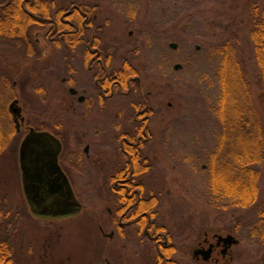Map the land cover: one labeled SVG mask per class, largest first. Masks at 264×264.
<instances>
[{"label":"rangeland","instance_id":"rangeland-1","mask_svg":"<svg viewBox=\"0 0 264 264\" xmlns=\"http://www.w3.org/2000/svg\"><path fill=\"white\" fill-rule=\"evenodd\" d=\"M75 1L81 0H63V3ZM83 1L94 2L98 6L95 14L102 27H126L127 42L133 45L132 50H136V62L141 64L144 85L149 88V107L152 113V123L149 126L153 136L149 146V196H156L160 202L156 210V222L160 225L167 220L178 223L179 217L190 218L195 222L194 232L197 235L202 231L234 234L239 238L240 245L234 248L233 264H264V246L249 242L243 231L246 224L256 220L258 211L264 206V162L258 166V202L248 209H224L207 200L210 186L206 172L201 169L206 167V160L196 159L200 148L209 153L216 142V121L208 112V104L213 100V95L205 92L207 95L204 96L198 86L206 65L211 62L207 54L211 47L225 44L235 47L250 83L251 97L264 131V89L255 61L254 45L250 39L254 27L251 6L257 3L262 8L264 0ZM192 27V31H187ZM119 31L117 29V33ZM129 32H133L130 37ZM8 43L15 47L21 45L19 40L0 38V74L8 76L12 83H17L15 91L19 94L23 91L21 95L25 93L29 96L27 121L35 117L49 121L48 123L55 117L70 120L71 116L66 108L71 96L67 95L60 82L58 84L48 74L36 77V67L19 74L20 65H23L22 56L14 48L13 51L6 47ZM172 44H176L177 48H172ZM148 65L149 80L146 70ZM176 66L180 68L176 69ZM42 84L46 89L45 100L34 89ZM34 109L39 113L36 114ZM90 129L95 130L92 135L94 138H89L92 143L110 144L100 134L98 127L89 126L81 130L77 125L74 134L78 133L81 137V131L87 132ZM107 130V139L113 140L111 130ZM14 140L9 148L10 160L0 164V172L8 174L0 193V208L7 211L8 218L16 215L10 229L17 227L18 231L9 233L6 237L14 244L17 257L23 264L31 261L41 264L43 241L40 239L45 234L52 235L53 239L58 236V240L55 239L57 244L59 235H62L60 245L53 247V251L59 258H72V262L68 263L66 260L65 264H83L89 257L92 258L90 262L86 261L84 264H106L107 259L109 264L147 263L135 256L134 249L138 246L134 242L115 238L105 247L106 240L98 232L96 222L107 215V207H114L113 202L102 199V193L98 192L103 180L106 181V177H109L106 173L117 168L113 157L109 156L112 152L102 151L104 158L101 161L98 158L92 159L86 163L82 175L74 173L76 179L80 177L83 184L74 186L77 196L85 205V211L71 219L51 220L33 217L27 209L19 168L22 137L17 135ZM90 216L93 218L89 219ZM187 225L191 226L190 223ZM124 245L127 246L126 249Z\"/></svg>","mask_w":264,"mask_h":264},{"label":"flooded vegetation","instance_id":"flooded-vegetation-1","mask_svg":"<svg viewBox=\"0 0 264 264\" xmlns=\"http://www.w3.org/2000/svg\"><path fill=\"white\" fill-rule=\"evenodd\" d=\"M50 4L43 13L39 2V13L34 14L37 24L27 27L28 33L19 40L21 45L15 47L8 43L6 47L15 49L22 56L19 74L36 67V77L48 74L60 82L67 95L71 96L66 108L71 119L64 121L55 117L48 123L35 117L33 121H27L28 104L23 105L21 100L15 99L22 109V117L18 123L14 121L16 131L22 137L19 147L22 187L25 171L21 147L31 131L54 138L52 144L32 148L40 152V159L35 156L34 164L41 161L40 165L46 168L49 150L59 149L58 164L82 205V210L76 215L85 211V205L75 192L74 185L83 184L74 173L82 175L87 162L97 158L101 161L104 158L102 151H110L112 155L109 156L113 157L117 168L106 173L109 177L103 180L98 192L102 193V199L113 202L114 207H107V215L96 222L99 234L106 240L105 247L115 238L132 241L138 246L134 249L135 256L146 264H233L234 248L240 245L236 235L209 231L197 235L195 222L190 218L179 217L178 223L167 220L160 225L155 220L156 216L149 213L154 198H157L149 196V146L153 140L149 126L152 123L151 95L144 85L141 64L136 62V50H132L133 45L127 42L126 27L121 24V27H102L95 14L98 6L94 2L81 0L64 4L63 0H50ZM117 29H120L119 33ZM132 35L133 32H129L128 37ZM146 67L149 80V65ZM16 85L13 83L15 94L18 93ZM39 86L45 88L43 84ZM77 125L81 130L89 126L100 128V134L110 144L92 143L89 138H94L95 130L81 131V137L74 134ZM107 129L111 130L113 140L107 139ZM32 167L33 164H29L25 170ZM159 204L158 199L155 205L159 207ZM189 223L191 226L187 225ZM230 236L237 240V244L226 250L227 245L220 238ZM210 249L211 257L205 261L206 254L201 252ZM109 263L107 259L106 264Z\"/></svg>","mask_w":264,"mask_h":264},{"label":"trees","instance_id":"trees-1","mask_svg":"<svg viewBox=\"0 0 264 264\" xmlns=\"http://www.w3.org/2000/svg\"><path fill=\"white\" fill-rule=\"evenodd\" d=\"M39 2L43 6V13L51 6L50 0H0V38L24 39V35L28 33L27 27H34L37 24L34 14L39 13ZM251 8H253L254 27L250 33V39L254 45L255 61L264 89V7L259 8L257 3H253ZM193 29L194 27L187 31ZM207 54L211 62L208 66L206 65L207 68L205 67L206 70L198 86L204 96L207 95L205 92L213 95V100L209 102V109L208 107L207 109L216 121L214 129L216 142L209 153L208 151L205 153L204 148H200L195 158L206 160V167L201 169L207 174L210 186L207 200L212 205L224 209L229 207L248 209L254 206L259 199L260 171L258 166L264 162V131L261 119L254 106L250 83L246 79L244 67L235 47L231 44L211 47ZM13 87L12 80L0 74V164L10 160L9 148L19 135L9 111L10 101L12 98L21 100L22 104L30 101L29 96L25 94H15ZM34 89L44 97V100L46 99L44 88L37 86ZM30 120L33 121V119ZM7 175L0 172V193L3 191L2 186L6 184ZM8 181L9 178L7 183ZM156 200L158 198H154V205L149 209L153 217L157 214ZM27 209L30 211L29 206ZM30 213L33 217L44 218L34 215L31 211ZM14 219L16 215L8 218L7 211L0 208V264H23V261L17 257L14 244H11L10 238L6 237L7 234L18 231L17 227L10 229ZM243 229L245 238L249 242L264 246V206L258 211L256 220L251 224H246ZM59 232L62 234L60 230ZM42 237L44 238L40 239L43 241L41 264L72 262V258L66 257L65 259L63 256L59 258L53 251V247L60 245L62 235H59L58 244L55 240H58V236L55 239L50 234ZM90 259L92 258L85 259V262H90ZM34 262L31 261L29 264H34Z\"/></svg>","mask_w":264,"mask_h":264},{"label":"water","instance_id":"water-1","mask_svg":"<svg viewBox=\"0 0 264 264\" xmlns=\"http://www.w3.org/2000/svg\"><path fill=\"white\" fill-rule=\"evenodd\" d=\"M171 47L176 49L177 45L172 44ZM178 68H180V66H176V69ZM9 111L13 120L18 123L19 119L22 117V109L19 106L18 100H15L9 106ZM22 121H24V119H22ZM53 139L54 138L47 134H38L31 131L23 142L21 147V161L23 164V171H25L24 195L34 215L48 218L74 216L82 210V205L77 200L67 177L58 164L59 149L57 151L49 150L47 153L49 155V164L46 166V168L48 167L47 169L45 166L40 165L41 161H36L34 164L35 156L40 159V152L35 149L32 150V148L35 145L40 146L45 143L52 144L54 143ZM29 164H33V167L25 170V167H28ZM220 240L226 243V250L232 245L237 244V240L231 236L226 239L220 238ZM211 252L212 249L201 252L203 255L206 254L204 256L205 261H209Z\"/></svg>","mask_w":264,"mask_h":264}]
</instances>
